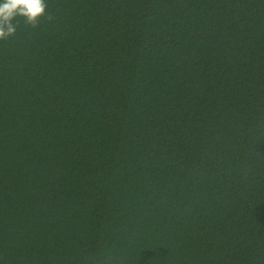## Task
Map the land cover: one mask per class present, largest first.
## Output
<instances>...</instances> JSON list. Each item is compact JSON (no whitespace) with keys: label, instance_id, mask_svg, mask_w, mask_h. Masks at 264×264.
Wrapping results in <instances>:
<instances>
[{"label":"trees","instance_id":"obj_1","mask_svg":"<svg viewBox=\"0 0 264 264\" xmlns=\"http://www.w3.org/2000/svg\"><path fill=\"white\" fill-rule=\"evenodd\" d=\"M0 41V264H264V0H47Z\"/></svg>","mask_w":264,"mask_h":264},{"label":"clouds","instance_id":"obj_2","mask_svg":"<svg viewBox=\"0 0 264 264\" xmlns=\"http://www.w3.org/2000/svg\"><path fill=\"white\" fill-rule=\"evenodd\" d=\"M47 9V0H0V41L15 36L21 20L25 26L35 29L42 18L54 19Z\"/></svg>","mask_w":264,"mask_h":264}]
</instances>
